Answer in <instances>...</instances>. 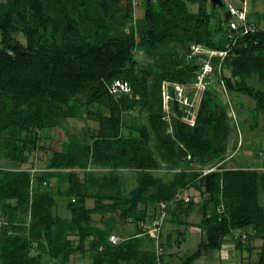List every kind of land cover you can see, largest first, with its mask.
<instances>
[{
	"label": "trees",
	"instance_id": "16d2710c",
	"mask_svg": "<svg viewBox=\"0 0 264 264\" xmlns=\"http://www.w3.org/2000/svg\"><path fill=\"white\" fill-rule=\"evenodd\" d=\"M209 3L143 0L142 16L134 20L132 0L0 1V160L15 166L0 168V264H69L71 256L85 253L91 264H158L156 251L147 247L152 239L139 223L157 219L160 204L184 188L203 199L175 200L167 212L184 226L183 218L198 204L202 237L181 264L219 251L227 238L248 256L255 250L251 239L261 240L256 264H264V173L223 164L231 127L227 107L211 85L215 78L225 90L249 97L254 126L259 116L264 120V91L249 83L254 77L264 82V14L254 11L260 29L234 41L224 17L213 23ZM188 4H197V12ZM192 45L226 55H192ZM205 62L212 72L194 123L174 100L170 122L165 121L164 87L173 96L172 85H182L192 99ZM116 82L127 90L113 91ZM135 110L145 112V119L133 124L129 116ZM67 118H86L97 127L83 142L64 129L66 139L49 138V130L61 129ZM38 153L51 171L34 173ZM210 164L216 170L206 175L182 169ZM89 168L133 170L139 182L129 196L90 194L78 172L94 180ZM162 168L179 170L167 186L154 175ZM57 176L68 184L60 195L67 199L69 218L54 214L48 181ZM151 186L155 191L145 195ZM116 212L137 229L112 244L116 220L102 219L104 228L92 222L93 215ZM170 243L168 238L165 244ZM159 259L165 264L162 254Z\"/></svg>",
	"mask_w": 264,
	"mask_h": 264
},
{
	"label": "rangeland",
	"instance_id": "374dc122",
	"mask_svg": "<svg viewBox=\"0 0 264 264\" xmlns=\"http://www.w3.org/2000/svg\"><path fill=\"white\" fill-rule=\"evenodd\" d=\"M5 1V0H0ZM236 4H238L239 0H232ZM134 5V20L140 18L142 16V2L143 0H132ZM248 11L249 16L257 20L254 11L258 13V15L263 16L264 14V0H248ZM189 10L193 13L197 12L198 5L197 4H188ZM208 12L213 14V23L215 24L216 19L220 17L223 19V14L225 12V8L213 7L210 3L207 6ZM262 27L264 28V20L261 21ZM20 41H24L21 35L18 36ZM141 59V56H138ZM224 75L229 76V70H225ZM249 83L253 85L257 90L264 91V82H259L256 77L249 80ZM211 85L215 91L219 94L221 101L227 107V115L229 119V124L231 127V134L228 141V149L225 156V160L223 164H225L226 168H243V169H253L259 173H264V120L262 116H259L257 124L254 126V122L252 119L251 110L254 108L255 103L252 99L242 94H236L225 90L221 83H219L215 78L211 79ZM131 117V118H130ZM129 119H133L131 123L135 124L141 119H145V112L141 113L137 110L131 113ZM128 120V119H127ZM97 127L96 123L86 119V118H67L62 121V128H55L49 130L48 136L53 140H64L66 139V134L62 131V129L67 130L68 133L77 141L83 142L86 141L88 131L91 129H95ZM50 139H47L48 142ZM41 156L38 153L35 157L36 165L33 171L34 173H40L42 171H47L48 167L45 163V159L39 158ZM37 158V159H36ZM32 160V158H31ZM30 160V161H31ZM219 165V164H218ZM222 165V164H221ZM210 166H200V165H191L187 167L186 165L182 167V169H186L188 171H196L202 173L205 168L212 167ZM215 166V165H214ZM7 160H0V168H13ZM29 167V166H26ZM51 171V170H48ZM73 172V170H60L55 173H58L59 176L65 174L66 172ZM78 171V170H77ZM179 171V170H176ZM169 171L167 169H159L154 172L155 178L157 181H161L164 186H167L173 178L174 172ZM80 174V178L84 180L88 186V190L90 194H94L96 191L101 190L102 193L108 197H115L117 194L129 196L131 191L138 185L139 175L138 172L133 170H116L111 171L109 169L102 168H89L87 169L88 173H91L94 180H89L91 176H87L82 174V172L78 171ZM59 176L52 177L49 179V186L52 188L54 193V214L58 215L61 218H69V212L66 209L67 199L60 195L67 187V181L65 178L60 179ZM155 191V186H151L149 191L153 193ZM188 196L190 200L201 201L203 198L195 189H186L179 191L172 200L181 201L180 199ZM110 200H104V203H109ZM93 200L89 199L86 202L87 207H93ZM260 204L264 207V193H260ZM202 215V210L198 204L195 205L191 214L187 218H183L185 222L184 226L176 224L172 220V215L167 212L164 216L163 221L161 222V226L159 229V235L157 239H153L151 235L147 233V236L151 237L152 242H147V247L152 248L156 251V248L159 249L160 253L164 257L165 264H181L180 260L184 257V255L188 253H192L196 250L198 243L201 240L202 234L199 231V228L196 225L200 222ZM110 218H114L116 220L115 232L112 236L125 239L132 234L136 233V227L133 223L124 224L120 219V212L116 213H105L104 215H93V225L98 227H105L102 224V219L107 220ZM156 220V219H155ZM154 221V220H153ZM152 221V222H153ZM150 220L143 221L140 224V227L145 228ZM147 229V228H146ZM237 233H240L239 231ZM144 236V237H147ZM171 240V245L168 246L166 243L167 239ZM70 239H77L75 236H70ZM229 238L224 243L222 248L213 253L206 254L202 259H199L195 264H212L211 261L214 259L215 262H218V259L215 256H218V253L222 252L230 248ZM234 244V243H233ZM247 244V242H246ZM261 244V240L251 239V245L255 248L250 256H248L247 252H243L240 254L237 250L232 247L233 255H231L229 259L234 263L243 260L242 264H256L257 261V250ZM167 245V246H166ZM232 254V253H231ZM211 255V256H209ZM221 258V254H219ZM242 257V259H241ZM205 258V259H204ZM92 258L88 253L85 254H77L71 256V260L69 264H91ZM237 264V263H236Z\"/></svg>",
	"mask_w": 264,
	"mask_h": 264
},
{
	"label": "built area",
	"instance_id": "2783aa9c",
	"mask_svg": "<svg viewBox=\"0 0 264 264\" xmlns=\"http://www.w3.org/2000/svg\"><path fill=\"white\" fill-rule=\"evenodd\" d=\"M221 2L223 3V7L225 8V11L228 12L230 16L226 24L229 27L228 28L230 31L229 38H231V40L234 39L235 41V39L238 36L253 34L260 29L256 25V23L253 21V19L249 17V11H248V5H247L248 0H239L238 4H236L232 0H221ZM262 29L264 31V28ZM191 50H192V55L200 54V53H206L209 55V57L216 56V55L224 57L226 55V52L209 51V50L202 48L200 45H192ZM211 72H212V67L209 62H205L200 67L197 73L196 84H195L196 89L194 91V95L192 99L188 97L186 93V89L182 85H179V84L172 85L173 96L169 93L167 85L164 87L163 107L166 112L165 121L170 122L169 113L171 111V103L174 100L179 103L181 108H184V111L186 112V120H188L190 124L194 123L195 109L197 106V102H198L201 91L203 90V88H205L206 85L209 84L208 78ZM113 87H114L113 91H115L117 88L124 90V91L127 90L126 84H122L121 82L114 83ZM189 158L190 156H187V159ZM213 170H216L215 166L205 168L201 174L206 175L212 172ZM182 199L185 202H188L190 198L186 196ZM172 203L173 201H170L169 203H161L160 204L161 212H160L159 217L153 222H151L150 224H148L147 226H145V228H147L148 233L151 235L153 239H157L159 235V229L161 226V222L163 221L164 216L167 214L168 206ZM218 211L222 212L223 207L219 206ZM241 238L245 239L246 235L243 234ZM109 241L112 244H116L120 241V238L115 237V236H110ZM156 254H157L158 264H161L160 259H159V256L161 253L159 249L157 248H156Z\"/></svg>",
	"mask_w": 264,
	"mask_h": 264
},
{
	"label": "crops",
	"instance_id": "0c3cea01",
	"mask_svg": "<svg viewBox=\"0 0 264 264\" xmlns=\"http://www.w3.org/2000/svg\"><path fill=\"white\" fill-rule=\"evenodd\" d=\"M200 231V230H199ZM229 242H230V244L231 245H229L230 246V248H228V249H226V250H223L222 252H220V253H218V256H215V258H217L218 259V262H215V260L213 259L212 261H211V263L212 264H242V262H243V260H241V261H239V263L238 262H236V263H234L233 261H230L231 259H229V258H231L230 256L231 255H233V251L231 250L232 249V247L235 249V247H234V244H233V241H231V239L229 240ZM236 250V249H235ZM232 253V254H231ZM209 254V253H208ZM211 254V253H210ZM219 254H221V258L219 257ZM240 254H242V253H240ZM206 255V254H205ZM205 255H203V256H205ZM212 255V254H211ZM211 255H209V256H211ZM203 256L200 258V259H202L203 258ZM205 259V258H204ZM241 259H242V257H241ZM198 261V260H197ZM196 261V262H197ZM195 262V263H196Z\"/></svg>",
	"mask_w": 264,
	"mask_h": 264
},
{
	"label": "water",
	"instance_id": "95a60500",
	"mask_svg": "<svg viewBox=\"0 0 264 264\" xmlns=\"http://www.w3.org/2000/svg\"><path fill=\"white\" fill-rule=\"evenodd\" d=\"M210 2H211L213 7L223 8V3L221 2V0H210ZM223 17H224L225 22H227L228 19L230 18L228 12H226V11L224 12Z\"/></svg>",
	"mask_w": 264,
	"mask_h": 264
}]
</instances>
